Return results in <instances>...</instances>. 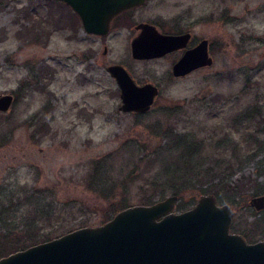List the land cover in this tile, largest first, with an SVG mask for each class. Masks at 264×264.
Wrapping results in <instances>:
<instances>
[{"label":"rangeland","instance_id":"rangeland-1","mask_svg":"<svg viewBox=\"0 0 264 264\" xmlns=\"http://www.w3.org/2000/svg\"><path fill=\"white\" fill-rule=\"evenodd\" d=\"M72 15L58 0H0V92L15 94L10 109L0 111V256L11 252L12 241L26 239L28 233L12 226L31 213L26 197L34 189L56 209L31 227L38 238L103 223L116 201L147 203L173 194L174 188L159 185L156 151L163 140L153 128L175 103L186 110L179 125L213 135L206 155L231 153L230 146L217 149V139L241 140L248 124L237 122L240 112L264 105V0H146L137 7L138 19L162 31L188 28L193 42L209 39L213 63L183 76L172 72L180 53L132 55V22L103 38L79 30L77 40L67 39L55 25L58 19L71 23ZM43 29L54 32L42 36ZM111 63L124 64L138 82L159 85L147 112L120 109V88L106 68ZM200 185L206 190L197 184L175 193V209L212 192L235 209L232 230L250 241L264 239V209L250 202L264 193V146L229 174Z\"/></svg>","mask_w":264,"mask_h":264},{"label":"water","instance_id":"water-1","mask_svg":"<svg viewBox=\"0 0 264 264\" xmlns=\"http://www.w3.org/2000/svg\"><path fill=\"white\" fill-rule=\"evenodd\" d=\"M79 13L86 30L108 33L113 16L146 0H65ZM131 41L136 58L161 56L185 46L190 32L165 33L151 22L141 21ZM209 39L187 48L173 64L172 72L185 75L213 63ZM120 88V109L147 112L157 84L138 83L121 63L107 65ZM14 93L0 92V111L10 109ZM173 193L147 203L127 205L100 224L76 227L60 235L15 249L0 256V264H264V239L248 240L231 226L235 209L219 202L212 192L201 193L189 207L176 210ZM264 209V193L250 199Z\"/></svg>","mask_w":264,"mask_h":264},{"label":"trees","instance_id":"trees-1","mask_svg":"<svg viewBox=\"0 0 264 264\" xmlns=\"http://www.w3.org/2000/svg\"><path fill=\"white\" fill-rule=\"evenodd\" d=\"M251 78L252 75H246V83H250ZM185 112L186 110L182 103H175L168 110V118L166 120L158 118L153 128L156 133L161 135L163 140V144L160 143V148L156 151L162 161L161 169L157 173V177L162 178L159 185H169L174 188V193L179 194L185 188L190 186L195 187L197 184L201 186L200 188L203 191L206 190L200 185L206 179L229 174L235 163H241L245 157L253 156L264 146V105L262 104L253 103L243 108V112H240L237 122L248 124V127H245L247 130L241 140H236L228 134H224L221 138L217 139L216 148L219 149L221 145L230 146L231 153L229 154L206 155L203 150L205 149V145L208 144L207 141L211 140L212 138L210 137L213 135L200 136L198 131L190 129L186 125H179L178 123L180 120H183ZM173 115L176 118L171 120ZM245 142L246 146L244 147L243 143ZM99 166H102V164ZM41 194V191L34 189L26 197V203L32 206V211L31 213L29 212V215L25 217L21 215L22 218L18 219L21 222L23 219L22 225L14 224L12 227H18L22 233L28 234L25 240L16 239L12 241L11 251L55 236L50 234L43 236V238H38L31 235L32 228L36 227V224L41 223L44 218H51L56 213V209L53 207L54 205L51 201L47 202L39 198ZM46 198L48 197L46 196ZM152 200L153 198L148 199L149 202H152ZM14 202L18 209L20 201ZM14 204H11V209ZM126 205L128 204L123 203L121 200L113 202L110 205L109 215L106 218L111 217V213ZM14 216V214H11V220H14ZM64 231L65 229L62 230V232Z\"/></svg>","mask_w":264,"mask_h":264},{"label":"flooded vegetation","instance_id":"flooded-vegetation-1","mask_svg":"<svg viewBox=\"0 0 264 264\" xmlns=\"http://www.w3.org/2000/svg\"><path fill=\"white\" fill-rule=\"evenodd\" d=\"M58 2L63 5V6H66L68 7L71 11H72V16L74 17L73 20L71 21V23H65L63 24V21L62 19H58V23L57 25H55V30H61L62 29H65L66 32H65V36L67 39H72V40H77L79 38V30L82 31V33H85L87 36H94V35H99L100 37H106L108 36L112 31L118 29V28H121V27H126V25L130 24V22H132V24H130V27H134V31H136V33L132 36V38L138 34V32L140 31V29L137 27L138 23H140L141 21H147V22H151L153 24H155L157 26V28L161 31V32H165V33H175V34H178V33H184V32H190V37H189V40L187 42V44L181 48H178V49H174V50H171L169 52H166L165 54L161 55V56H155V57H151V58H144V59H153V58H157V57H164L168 54H171V53H180L178 54L175 58H174V62L173 64L180 58V56L184 53V51L187 49V48H190L194 45H196L201 39L205 38V37H202L201 39L197 40V41H192V38H193V32L188 29V28H177L173 31H165L159 27V25L157 23H155L154 21H151V20H145V19H138L135 15L137 13V7L139 8V6H141L142 4L140 5H136V6H133L131 8H128V9H124L122 11H120L119 13H117L115 16H113V18L111 19V22H110V28H109V32L108 33H97V32H92V31H88L84 28L83 26V23H82V20H81V17L79 15V13L77 12V10L71 5L69 4L67 1L65 0H58ZM130 12V13H129ZM126 13H129V23L125 22L126 18ZM69 21V20H68ZM54 32V29H51V30H47V29H43V33H42V36L43 35H52ZM41 36V37H42ZM132 38H131V41H132ZM209 52H210V42H209ZM211 53V52H210ZM89 54V57H87L88 60H90V55H92V53H88ZM212 55V54H211ZM213 56V55H212ZM136 58V57H135ZM140 59V58H139ZM142 59V58H141ZM214 59V58H213ZM85 60V58L83 59ZM173 64H172V67H173ZM124 65V64H123ZM125 66V65H124ZM126 67V66H125ZM202 66L200 67H197L195 69H198V68H201ZM46 68V66H45ZM127 68V67H126ZM194 69V70H195ZM44 70V69H43ZM193 71V70H192ZM44 74V72H42ZM190 73V72H189ZM174 74V73H173ZM188 74V73H187ZM186 75V74H185ZM177 76H183V75H177ZM39 80H41V78H39ZM137 81V80H136ZM138 82V81H137ZM144 82H147V81H142V82H138L140 84L144 83ZM156 84V83H155ZM157 86L159 87V85L157 84ZM159 91H160V88H159ZM158 95V94H157ZM156 95V97H157ZM15 96V94H14ZM155 97V99H156ZM15 100V98H14ZM155 101V100H154Z\"/></svg>","mask_w":264,"mask_h":264}]
</instances>
